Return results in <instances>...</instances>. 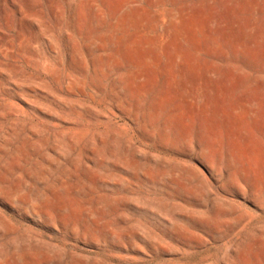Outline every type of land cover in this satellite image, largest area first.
I'll list each match as a JSON object with an SVG mask.
<instances>
[{
  "label": "rangeland",
  "instance_id": "obj_1",
  "mask_svg": "<svg viewBox=\"0 0 264 264\" xmlns=\"http://www.w3.org/2000/svg\"><path fill=\"white\" fill-rule=\"evenodd\" d=\"M0 264H264V0H0Z\"/></svg>",
  "mask_w": 264,
  "mask_h": 264
}]
</instances>
